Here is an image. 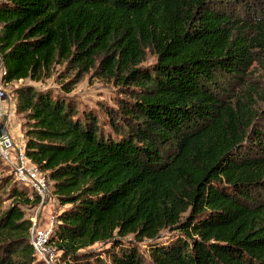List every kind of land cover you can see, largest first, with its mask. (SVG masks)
Here are the masks:
<instances>
[{
    "label": "trees",
    "instance_id": "obj_1",
    "mask_svg": "<svg viewBox=\"0 0 264 264\" xmlns=\"http://www.w3.org/2000/svg\"><path fill=\"white\" fill-rule=\"evenodd\" d=\"M0 55L7 84L64 65L119 92L100 114L69 81L13 93L60 264H264V0H0ZM14 180L0 264H47Z\"/></svg>",
    "mask_w": 264,
    "mask_h": 264
},
{
    "label": "rangeland",
    "instance_id": "obj_2",
    "mask_svg": "<svg viewBox=\"0 0 264 264\" xmlns=\"http://www.w3.org/2000/svg\"><path fill=\"white\" fill-rule=\"evenodd\" d=\"M155 57L152 54H148L146 61L142 65H150L154 62ZM69 81L71 84V92L69 95L74 99L76 105L81 109L83 107H88L96 110L99 114L100 105L105 103L107 105H114V98L118 95V90L112 82L103 80L97 77L94 71H91L87 74H83L81 77H77L76 71L69 70L64 65L56 66L54 75L43 82H32L30 80H24L20 82H15L6 85L7 98L5 101L0 102V111L4 112V116H8L10 113L12 115L13 123L10 124L11 130L7 131L12 135L16 145L18 147L22 146L23 135L19 128L18 120H14L16 118L15 110L11 111L13 93L15 89L21 85L28 84L33 85L39 89H53L56 92L64 91L62 90L63 82ZM4 116L0 119V125L4 123ZM21 122V121H20ZM13 171L0 159V196L2 197V207H7L11 200L10 198V184L15 182L13 175ZM8 177L9 183L7 186L5 185L4 179ZM10 181V182H9ZM52 198V197H51ZM39 206V205H38ZM34 207L32 209L27 210V216L32 218L37 217L38 224L40 226H46L49 221L53 220L55 222V216L59 212L60 208L57 201H52L51 199L39 207ZM54 225V223H53ZM171 237V232L164 231L162 234V240H166ZM131 238V237H130ZM105 247L102 244H96L92 247V249L96 251H100ZM146 245H141L140 250L147 256L145 253ZM106 255L102 254L101 258L103 260L106 259ZM48 261L50 264H60L58 261V254H56L55 250L51 249V253L48 257Z\"/></svg>",
    "mask_w": 264,
    "mask_h": 264
},
{
    "label": "built area",
    "instance_id": "obj_3",
    "mask_svg": "<svg viewBox=\"0 0 264 264\" xmlns=\"http://www.w3.org/2000/svg\"><path fill=\"white\" fill-rule=\"evenodd\" d=\"M5 75L6 71L0 55V102L7 98L6 85L8 84L5 82ZM3 116L4 112L0 111V119ZM6 128V124L0 125V158L13 171L19 183L28 188L32 196L39 198V206L47 203L51 199L48 179L38 166L27 157L24 147L16 145ZM37 217L32 218L31 244L38 259L50 264L48 261L51 253L49 240L54 221L50 220L46 226H40Z\"/></svg>",
    "mask_w": 264,
    "mask_h": 264
},
{
    "label": "crops",
    "instance_id": "obj_4",
    "mask_svg": "<svg viewBox=\"0 0 264 264\" xmlns=\"http://www.w3.org/2000/svg\"><path fill=\"white\" fill-rule=\"evenodd\" d=\"M14 111V105L12 104L11 105V111ZM17 120V118H14V120ZM13 123V119H12V115L9 113L8 114V116L6 115V116H4V124H6V127H8V130L10 131L11 130V128H9L10 127V124H12ZM11 133V132H10ZM22 146H24V141L22 140Z\"/></svg>",
    "mask_w": 264,
    "mask_h": 264
}]
</instances>
